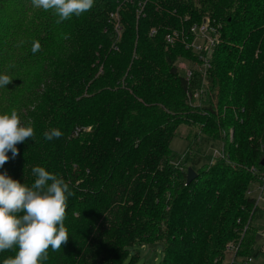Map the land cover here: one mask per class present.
Wrapping results in <instances>:
<instances>
[{
  "label": "trees",
  "instance_id": "obj_1",
  "mask_svg": "<svg viewBox=\"0 0 264 264\" xmlns=\"http://www.w3.org/2000/svg\"><path fill=\"white\" fill-rule=\"evenodd\" d=\"M204 18L221 43L197 103L188 90L205 79L195 73L189 88L176 64L195 58L166 36ZM56 19L31 0H0V74L13 78L0 114L16 109L35 131L0 172L31 186L32 168L44 167L74 193L68 242L44 264H126L154 244L161 264H224L230 244V264L263 255L249 252L264 209L248 191L264 178V0H95ZM191 123L205 125L174 165L171 142ZM54 128L63 135L46 140ZM203 137L225 142L226 156L202 154ZM189 168L198 176L187 184ZM15 252H0V264Z\"/></svg>",
  "mask_w": 264,
  "mask_h": 264
},
{
  "label": "clouds",
  "instance_id": "obj_2",
  "mask_svg": "<svg viewBox=\"0 0 264 264\" xmlns=\"http://www.w3.org/2000/svg\"><path fill=\"white\" fill-rule=\"evenodd\" d=\"M36 9L51 12L56 24L89 12L95 0H31ZM41 50L39 41L32 42V53ZM13 78L0 74V88ZM59 129L44 133L46 140L60 138ZM35 136L31 122L24 123L16 109L0 114V168L19 155L18 143ZM35 177L31 186L0 172V252L16 249L14 257L3 264H44L48 250L59 251L68 242L65 226L67 200L74 195L65 180L44 167L32 168Z\"/></svg>",
  "mask_w": 264,
  "mask_h": 264
},
{
  "label": "built area",
  "instance_id": "obj_3",
  "mask_svg": "<svg viewBox=\"0 0 264 264\" xmlns=\"http://www.w3.org/2000/svg\"><path fill=\"white\" fill-rule=\"evenodd\" d=\"M151 35H155L156 31L153 30ZM166 43L169 45L182 44L194 56L195 60L180 59L176 67L178 72L188 82L191 88L193 77L198 73L203 77L204 85L200 89L188 90V99L190 102H201L206 94V77L207 73L212 68V58L214 51L221 43L220 27L217 26L212 19L204 18L200 23L192 25L188 31H173L166 36ZM213 155V161L217 158H224L225 155L220 150H216ZM253 174H259V170L253 168ZM259 193L257 197L252 196L249 190V196L256 199V205L259 206L261 201L264 202V178L263 184L259 185ZM263 251V249L261 248ZM251 258L247 259L243 264H253Z\"/></svg>",
  "mask_w": 264,
  "mask_h": 264
},
{
  "label": "rangeland",
  "instance_id": "obj_4",
  "mask_svg": "<svg viewBox=\"0 0 264 264\" xmlns=\"http://www.w3.org/2000/svg\"><path fill=\"white\" fill-rule=\"evenodd\" d=\"M205 125V124H204ZM203 124L199 123H191L188 124H182V126L179 127L177 130V135L174 137L175 139L171 142V150L174 153L173 154V164L179 165L181 161L184 160V154L189 149L190 141L187 140V138H191V142H194L198 135H200V132L202 131V128H204ZM203 141L199 144L201 145V152L202 154H205L206 156H212V154L215 153L216 150H220L221 153L224 154V148L226 147V144L223 142H214L213 144L206 145L204 142V137L202 138ZM231 141H233L232 134L230 137ZM199 146H195V151H197ZM225 155V154H224ZM226 156V155H225ZM254 167L251 168V171ZM256 169V168H255ZM253 172V171H252ZM253 187L250 188V191L252 192V196L257 197L259 190V185L256 184L252 185ZM261 208L264 209V202L261 201L260 205ZM258 228L252 230V234H256L255 241L250 245L249 252H257L259 249H263L262 253H264V221H261L258 225ZM261 235L259 241L257 242V237ZM238 250V245H231L228 246L226 251V256L224 260V264H230L232 261H234V256L236 255ZM137 256L133 260L132 257H128L126 260V264H161L162 258H163V247L160 244H154V245H147L143 248H139L137 251H134ZM241 259L238 260L240 262ZM253 264H264V254L261 255L258 259L253 261Z\"/></svg>",
  "mask_w": 264,
  "mask_h": 264
},
{
  "label": "water",
  "instance_id": "obj_5",
  "mask_svg": "<svg viewBox=\"0 0 264 264\" xmlns=\"http://www.w3.org/2000/svg\"><path fill=\"white\" fill-rule=\"evenodd\" d=\"M261 165L264 166V159L262 160ZM197 176L198 175L196 171L192 168H189L187 171V184L192 183L194 180L196 181ZM260 237L261 235L257 237V242L259 241Z\"/></svg>",
  "mask_w": 264,
  "mask_h": 264
}]
</instances>
